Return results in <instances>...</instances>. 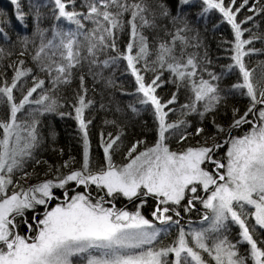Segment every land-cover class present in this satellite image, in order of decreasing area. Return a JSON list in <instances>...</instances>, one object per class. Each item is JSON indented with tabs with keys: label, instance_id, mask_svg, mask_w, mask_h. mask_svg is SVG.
Instances as JSON below:
<instances>
[{
	"label": "snow or ice",
	"instance_id": "obj_1",
	"mask_svg": "<svg viewBox=\"0 0 264 264\" xmlns=\"http://www.w3.org/2000/svg\"><path fill=\"white\" fill-rule=\"evenodd\" d=\"M193 2L33 0L30 6L37 21L40 9L47 7L56 21H66L75 29L66 31L58 24L48 38V30L37 26L34 67L19 59L7 65L13 69L10 78L0 71V105L5 109L0 118V264H264V60L249 67L245 59L264 54V46H255L257 41L264 45V23H257V18L264 21V0H200L198 19L218 12L232 31L233 39L222 41L230 45V63L222 65L219 73L208 67L212 61L206 51L203 57L187 52L203 43L187 15ZM11 3L17 9L16 19L24 24L20 0ZM85 21L93 25L87 31ZM145 29L159 39L154 36L150 42ZM125 32L128 42L121 49L118 41ZM4 38L7 33L0 35ZM23 43L20 56L35 40L25 37ZM4 54L0 48V55ZM120 61L126 62V71L134 77L132 92L117 83L114 71L105 75ZM165 71L170 74L167 78H163ZM148 72L153 74L150 79L145 78ZM89 76L94 83L103 81L104 88L131 97L125 107L115 109L127 119L152 112L155 142L151 146L143 140L132 143L126 163L114 160L125 136V126L115 119L104 123L118 131L107 133L106 138L100 134L104 163L94 162L89 110L97 101L88 95ZM231 77L236 79L226 84ZM74 79L79 80L72 108L82 145L80 166L74 167V157L51 165L36 155L44 142L39 117L72 115L58 111L62 105L55 94ZM169 83L175 91L163 100L158 89ZM182 88L191 95L180 105L179 117L171 120ZM235 96L247 98L246 110L240 114L233 107L228 125L218 123L215 116ZM107 107L99 103V109ZM193 115L201 122L194 128L187 119ZM205 120L214 132L207 131ZM244 125L250 127L241 135L236 130ZM49 135L54 141L58 134L52 130ZM172 137L178 143L189 137L200 139L195 146L172 151L168 143ZM225 146V158L220 159L217 154ZM58 151L63 155V149ZM30 161L48 165L44 176L51 178L25 188L18 180L36 175L34 169L25 170ZM57 189L62 190L59 196ZM201 189L205 196L199 195ZM117 197L139 201L136 211L117 208L113 203ZM149 197L156 201L151 220L141 211ZM54 200L59 203L50 207ZM197 200L206 210L200 227H191L189 221L187 231L180 226L176 239L164 244L172 225L181 224L180 208L190 212ZM233 225L239 229L235 240Z\"/></svg>",
	"mask_w": 264,
	"mask_h": 264
},
{
	"label": "trees",
	"instance_id": "obj_2",
	"mask_svg": "<svg viewBox=\"0 0 264 264\" xmlns=\"http://www.w3.org/2000/svg\"><path fill=\"white\" fill-rule=\"evenodd\" d=\"M46 3H51V0H44ZM33 3V0H20V11L25 14V22L21 24L16 19V6L11 3V0H0V35L3 33H7V38L0 39V48H3L4 55H0V71L5 72L6 76L10 78L13 75V69L7 67V65L11 64L14 61L19 59H23L25 61V66L34 67L33 62L31 60V56L35 50V47L39 45V38L34 36L36 32L37 26L40 28L47 29V37L51 38V32L54 26L58 25L64 30H74L75 25H70L66 21L58 22L54 19L52 11L50 8H41V15L39 17V21L36 19V10L30 5ZM201 4L200 0H194L193 5L187 11V15L190 21L195 25L198 31L201 33V39L203 41L202 46L200 48H188L187 52L189 53H197L199 57H203L205 51L207 52L208 58L212 61L211 65L208 67L216 71L220 72L221 66L230 63V45L223 44L222 41H231L233 39L232 31L229 25L222 22L220 14L218 12H211L208 14L207 19H198ZM85 31L89 30L93 25L85 21ZM257 23H264V21H260L257 18ZM217 25V27H214ZM260 29H254V31H259ZM146 35L149 36L150 42L152 41L155 33L149 29H145ZM163 35V33H161ZM247 36V34H246ZM25 37L35 40V45L29 43L27 45V53L24 56H20L19 53L24 50L25 45L23 40ZM158 40L159 36H155ZM82 39V37H81ZM128 42L127 33H121L118 44L121 49H123ZM256 47H262L264 45L261 42L257 41L255 43ZM251 47V46H249ZM11 53V55H7ZM246 61H250L249 67H255L257 62L260 60H264V54L261 55H253L251 57H246ZM86 71V67L84 69ZM74 71H76L74 69ZM114 71L115 78L118 84L123 85L124 89L128 92H132L135 90V80L134 77L131 76L129 71H126V62L120 61L119 66L114 70H105V75H112ZM41 78H44L43 73H39ZM152 73L148 72L145 74L146 79H150L152 77ZM169 73L165 71L164 77H169ZM205 78H207L205 74ZM29 79V85L30 80ZM236 77H231L226 79V84H231ZM79 80L74 79L73 83L70 86H65L61 91L56 93V97L58 102L62 107L58 109L60 112H71V116H64L61 118L55 113H46L43 116H40V131L44 136V142L41 146V149L37 151L36 155L41 160L48 161V164L51 165H59L64 161L68 160L69 157H74L77 163L74 167L80 166V161L82 158V145L80 142V134L78 132V124L73 118L75 113L72 108V104L75 100V90L78 88ZM86 85L90 89L89 96L94 97L97 101V104L94 109L89 110L91 117L93 118V123L89 126L90 133V141L92 144V154L94 156V162L98 164L104 163L103 158V149L100 147V134L109 132L115 133L118 131L116 127L111 124H105V120H117L125 126V136H124V145L114 156V160L117 164H123L127 162L126 158V150L127 148L137 140L145 141V144L151 146L156 139V132L154 131L155 122L153 119L152 112L145 111L141 114L140 117L134 119H127L124 114L116 112L115 109L117 105L120 107H125L127 101L131 99L129 96H124L120 91L115 89H106L104 88L103 81L100 83H94L92 78L89 76L86 78ZM47 86V82H46ZM95 88L96 91L93 93L91 91L92 88ZM39 91V90H38ZM175 91L174 85L171 83L165 84L162 88L158 89V95L163 99L167 100L171 94ZM15 95H19V93H14ZM36 94H34L35 96ZM191 95L189 91L186 89H181L178 94V102L175 107L177 111L174 114H170L169 119L175 120L180 115V105L186 103L188 97ZM103 102L109 107L105 109H99V103ZM248 105V100L246 97L235 96L229 99L227 109H221L218 114L215 116V119L218 123H222L225 126L232 119V108L236 107L240 109V114L246 110ZM3 105H0V118L3 117L4 113ZM87 114V113H86ZM127 115L130 117L131 113L128 112ZM189 121H191L193 128L200 124V120L198 116H189L187 117ZM206 126L208 132H214L215 129L212 127L211 123L208 120L203 122ZM250 125H244L241 129L236 130L241 135L247 130ZM54 130L58 135L55 137V140L51 138L49 132ZM192 131V128L188 129ZM200 137H189L188 140L183 143H178L176 137H172L168 143L170 150L179 151L187 146H195L197 140ZM227 147V146H226ZM56 149L54 151L53 149ZM143 145L141 146V150ZM59 149H63V155H60ZM217 156L224 159L223 155L220 152ZM48 165L40 164L35 165L33 162H29L26 167V171L31 173L33 169L35 170L36 175H29L27 179H19L18 182L24 187H28L33 183H37L39 179H48L51 176H44L45 171L47 170ZM64 171H67L66 169ZM19 173L14 179H18ZM94 189V186H93ZM82 190V189H80ZM62 190H56L57 195L59 196ZM102 194V193H101ZM139 201L129 202L123 197H117L114 200V204L117 208L125 209L129 212H134L137 209ZM187 200L182 202L186 204ZM156 204V201L151 197L148 198V203L144 205L141 209L142 214L148 218L152 219L151 212ZM42 211V209H41ZM181 220L180 225H172L169 229L168 233L165 234V239L163 241L164 244H169L173 240L176 239L177 231L180 226H183L185 230L189 227V221H191V226L199 227L200 225L197 223L198 219L202 218L204 215L203 208L196 203V206L190 212H184L183 207L180 208ZM171 214V213H170ZM26 216L31 217L32 213H26ZM177 219V217H174ZM159 226V225H158ZM24 231L23 229L21 230ZM239 229L238 226L233 225L231 228V238L233 240L237 239V233ZM243 247H247L244 245Z\"/></svg>",
	"mask_w": 264,
	"mask_h": 264
},
{
	"label": "rangeland",
	"instance_id": "obj_3",
	"mask_svg": "<svg viewBox=\"0 0 264 264\" xmlns=\"http://www.w3.org/2000/svg\"><path fill=\"white\" fill-rule=\"evenodd\" d=\"M239 133V132H238ZM240 134V133H239ZM219 152H220V154L221 155H223V157L225 158V152H226V146L224 147V148H221L220 150H219ZM218 152V153H219ZM218 158H220L221 159V157H219L218 156ZM33 184H36V183H33ZM33 184H31V185H33ZM26 188V187H25ZM59 190V189H58ZM78 191L80 190V189H77ZM199 195H201V196H205L206 194L203 192V190L201 189V191L199 192ZM57 203H59V200H54V201H52V203H51V205H50V207H54ZM113 203H114V201H113ZM196 203H198L202 208H203V206H202V204L197 200L196 202H195V206H196ZM107 206H111V205H107ZM206 212V210L203 208V213H205ZM200 220H201V218L200 219H198V221H197V223L200 225ZM191 227H194V226H191ZM200 227V226H199ZM189 228V227H188ZM188 228L186 229V231L188 230ZM195 228V227H194Z\"/></svg>",
	"mask_w": 264,
	"mask_h": 264
}]
</instances>
